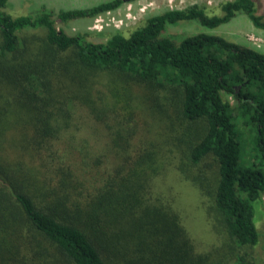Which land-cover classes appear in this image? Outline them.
Instances as JSON below:
<instances>
[{
	"label": "trees",
	"instance_id": "obj_1",
	"mask_svg": "<svg viewBox=\"0 0 264 264\" xmlns=\"http://www.w3.org/2000/svg\"><path fill=\"white\" fill-rule=\"evenodd\" d=\"M124 1L13 15L0 0V264H251L254 202L264 195V53L215 34L164 32L186 21L212 29L237 14L264 29V8L191 4L97 42L56 25ZM80 107L105 128L113 163L89 188L58 147L80 130ZM162 130L170 139L149 141ZM165 150L204 196L224 258L219 248L197 250L175 201L154 190ZM18 154L25 171L8 159Z\"/></svg>",
	"mask_w": 264,
	"mask_h": 264
},
{
	"label": "rangeland",
	"instance_id": "obj_2",
	"mask_svg": "<svg viewBox=\"0 0 264 264\" xmlns=\"http://www.w3.org/2000/svg\"><path fill=\"white\" fill-rule=\"evenodd\" d=\"M104 0H9L7 11L11 14H33L41 5L54 10L88 7L95 3ZM225 0H125L124 3L117 9L105 13H101L93 18H80L70 20L66 23L56 21L58 27L63 28L66 32L73 34L76 32L88 33L87 39L90 41H104L106 36L117 29H128L145 17L161 13L167 9H179L191 4H204L209 8H215L220 2ZM257 12L261 13L264 8V0H255ZM101 32L102 34H98ZM204 32L215 34L224 37L227 40L236 42L243 46H248L264 53V29L256 28L252 25L249 19L243 14H237L229 22L221 24L216 28H207L193 21L180 22L175 25L167 26L164 35H167L174 40H180L185 36ZM97 89L106 93V87L97 85ZM230 103H234L232 97L227 96ZM74 125L79 126V131L71 129L69 134L61 138L58 143L59 150H65V163L74 165L77 173L84 180L86 188L92 181L103 179L106 172H109L112 167L111 154L108 151V137L106 130L101 123L93 120L92 116L83 107L75 111ZM151 122V118H145ZM141 126H145L147 122H143L139 118ZM239 125H241L239 123ZM157 137H151L149 141L157 139H170V134L164 131ZM249 133L248 129H245ZM166 132V133H165ZM143 133V132H142ZM144 137V134H143ZM101 155H105V161H100ZM176 153L173 151H164L163 156H159L158 163L162 167L159 174L155 178L154 190L162 191L167 198L175 201V205L180 210L183 216V224L186 230L193 239L197 250H207L219 248L218 256H225L228 253V248H222L218 245H223L225 237L217 233L211 226L210 220L207 219L200 204L203 203L204 196L198 189L188 182L184 181L176 170L177 159ZM13 164L18 165V160L23 162V171L28 169L29 162L18 155H10L8 158ZM89 162L90 167L86 168L85 161ZM28 167H26L25 165ZM75 163V164H74ZM96 163V165H94ZM67 165V164H66ZM36 162L30 167L35 171L39 170L36 167ZM66 169V168H65ZM42 172V171H41ZM38 175V173H36ZM42 179V175H38ZM85 189V188H84ZM255 222L258 231V241L250 249L251 264H264V195L261 201L256 205ZM212 248V249H213ZM25 258L31 254V249L28 245L27 250L23 247ZM21 250H19L20 252ZM224 258V257H223ZM28 259V258H27ZM27 264L31 262L26 260Z\"/></svg>",
	"mask_w": 264,
	"mask_h": 264
},
{
	"label": "built area",
	"instance_id": "obj_3",
	"mask_svg": "<svg viewBox=\"0 0 264 264\" xmlns=\"http://www.w3.org/2000/svg\"><path fill=\"white\" fill-rule=\"evenodd\" d=\"M109 12V11H108Z\"/></svg>",
	"mask_w": 264,
	"mask_h": 264
}]
</instances>
